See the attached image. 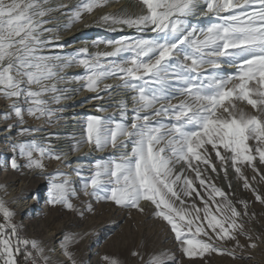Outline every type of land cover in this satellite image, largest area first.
Wrapping results in <instances>:
<instances>
[{
    "label": "snow or ice",
    "instance_id": "obj_1",
    "mask_svg": "<svg viewBox=\"0 0 264 264\" xmlns=\"http://www.w3.org/2000/svg\"><path fill=\"white\" fill-rule=\"evenodd\" d=\"M108 3L78 0L68 9L64 27ZM47 4L0 0V96L10 101L8 117L20 125L25 115L58 122L66 107L61 101L71 99L69 89L60 85L76 83L79 88L71 92L82 88L96 100L103 99L101 93L123 90L124 99L116 104L120 119L115 113L88 116L83 139L72 148L77 151L87 143L95 151L111 149L110 158L97 159L83 179L84 196L141 213L145 205L153 206L152 214L170 226L186 257L250 259L243 253L255 249L260 239L246 227L255 213H249L246 200L234 202L212 181L209 170L222 172L229 189L231 170L255 202L264 205V193L253 187L264 182V0H203L202 5L200 0H138V13L104 14L98 22L139 35L94 42L112 48L95 53L86 47L55 51L64 45L48 26L52 8ZM198 16L217 22L200 27L193 23ZM225 64L234 70L231 74L222 73ZM74 66L83 74L69 78L66 70ZM14 126L7 125L9 131ZM41 130L21 127L18 135ZM12 152L9 166L14 171L49 175L45 159L62 161L61 153L35 138L13 143ZM75 171L81 175L83 169ZM69 184L67 174L57 171L48 202L75 212L71 197L76 193ZM92 210L90 202L81 205L80 215ZM14 215L0 201V264H19V255L26 264H50L36 239L21 236ZM64 254L77 264L67 238ZM103 259L104 264H118L114 258ZM150 264L176 261L154 256Z\"/></svg>",
    "mask_w": 264,
    "mask_h": 264
},
{
    "label": "rangeland",
    "instance_id": "obj_2",
    "mask_svg": "<svg viewBox=\"0 0 264 264\" xmlns=\"http://www.w3.org/2000/svg\"><path fill=\"white\" fill-rule=\"evenodd\" d=\"M62 3L74 6L78 3V0H48V4L46 5V7H50L52 8V11H54L56 8L55 5ZM200 3L202 5L203 0H200ZM103 8L94 10L90 14L91 17L89 16V14L85 13L78 22L71 23L70 27H64L65 25L69 24V20L61 24L62 26H56V28L54 27L55 32L53 31V36H55V34L59 37L64 36L71 27H76L86 17H90L88 19L89 22H92L94 24L96 23L100 27V31H97V33H92L90 35L92 36L90 38V41H115L125 37H134L139 35L134 31V29L124 27L122 30H120V26H116L118 30L113 31L110 29V26L98 22L99 17L104 14L126 13L131 15L138 13L140 11L138 7V0H109V3L105 6V8H107L108 10L105 11V9ZM98 15L100 16L97 18ZM206 18L211 19L213 17L209 16L204 17L203 19ZM198 21L199 20L193 21V23H197ZM50 25L51 24H49L48 26ZM143 35L151 36L153 34L144 33ZM94 42L89 44V47H92L91 49H88L90 53L99 51H112V48L110 46H106L104 43ZM82 47H80L79 45L74 50ZM74 50L63 51L62 53H71ZM73 68L75 72H79V75L83 74L84 70L82 68L75 66ZM222 73L227 75L228 71L222 68ZM112 81L115 82V80H108V83ZM74 84L75 83H72V85ZM80 91V98L83 99H80L81 101H78V103L85 102L86 100V98L82 96L85 95L87 91L83 90L82 88L80 89ZM74 97L75 93L72 94V99ZM178 99L174 100L173 103H177ZM61 102H64V100H62ZM9 104V100L0 96V105L2 108H4L5 110H9ZM104 106L105 105L95 107L93 106L91 107V109L85 110V112H83L84 114L80 118V120L82 121H80L81 126L78 125V129H76L77 126H73L70 129L73 137H75V143L73 142V145L72 147H70V149H72L74 145H76L83 139L84 121L88 116L96 115L101 117H108L115 113V118L117 120L120 119L119 114H116L117 109H115V105L111 106L112 110H115L109 113V115H107V113H105V115H99L98 112L100 111L97 110L95 111L96 113L93 111L96 108ZM24 107L26 108L27 105H24ZM245 107L247 106L245 105ZM27 117L28 116L25 115L24 124H26L27 122L34 123V118L29 117L27 119ZM9 120L10 122H5L4 125L14 124L15 126L13 129H15L17 126H20V124L15 123L14 119L10 118ZM56 122L57 121H54L51 124H47L43 120H35L36 126L38 127H48L54 123L56 124ZM67 129L68 127L65 128V130ZM45 130L48 129L46 128ZM78 130H80V132H78ZM33 134L34 133H31L29 135H26L25 137L21 136L22 140L24 141L33 139ZM13 136L15 137L16 135ZM13 136L11 135L9 137V140L13 143L22 141L21 137H18L20 139L19 140L18 138H14ZM33 136L37 137L38 135ZM40 143L44 142L40 141ZM79 148H81L80 153H82V155H88L86 157V163L83 162L84 160H78L77 162L85 163L86 165L80 164L84 165V167L76 166L74 169H70L69 167H65V164H61L63 163V161L54 162L53 160L50 162L47 161L49 159L46 158L44 161V163L46 164V171L50 170V167L51 169L53 168L51 170L52 172L48 173L49 175L38 174L37 172L29 171L28 169L14 171L10 168L5 172V175L2 176L4 182L13 185L12 187H15V185L19 182H23V187L21 189L22 192L17 193L19 194V196H21V198L24 196H26L27 198L32 195L33 202L31 203L30 210L22 212L20 216L22 215L24 217L25 214H28L29 211L31 222L27 226L36 239H45L47 230L53 232L56 231V237L60 236V238H58L55 243H59L60 247H62V249L64 250L67 238L68 250L70 251L77 264H104L103 257L105 256L116 259L118 261V264H150V261L154 256H161L165 259H169L170 262L171 260H174L176 261V264H247L248 261H251L252 264H261L262 262H264L263 260H260V258H262V254L264 253V205L255 202L252 192L250 190L243 189L241 183L235 179L231 170H229L231 189H229V181L224 179L222 172L217 175L216 173H211V171L209 170V175L211 176L212 181L215 182L218 187H221L225 192H227L234 202L240 199L246 200L248 202V211L249 213H255V216L246 224V227L251 231L253 237L259 236L260 239H257L255 241L257 244V247L255 249H246L244 251L243 255L246 257H251L250 259H232L228 256L212 254L207 256L205 260H202L199 257H186L182 254V251L177 241L175 240L174 234L171 232L170 226H168L162 219L157 218L152 214L153 206L145 205V211L141 213L136 210L116 207L109 202L98 201L96 199L89 200L88 197L84 196L82 184L83 179L87 178L92 165L97 159L110 158L111 149L109 153L98 154L100 151H95L89 144L87 145V143H81ZM84 148L86 149L84 150ZM69 150L66 149L61 152L64 153L62 155V158L68 154ZM90 152L92 153L88 154ZM95 154H97V156H95ZM11 157L12 156L9 157V161ZM19 163L22 164L23 161L20 160ZM77 167L83 169V172L81 174L83 175V178L77 177V173L75 171ZM178 169L179 166H177V170ZM57 171L66 173L67 177L70 176V178H67L70 181V188L73 189L76 193L75 196L71 197L73 204L76 205L77 208V211L75 212L64 209L60 205H51L48 202L50 180L57 173ZM261 171H264V167H261ZM246 175H248L249 178L253 175L250 168L246 170ZM253 187H255L258 192L264 193V182L254 183ZM89 202L92 204L93 210L90 212L85 211L83 215H80L81 205H87V203ZM197 203H199V201H197ZM238 207L240 206L238 205ZM240 210H243L242 207L240 208ZM14 221L20 228L21 236L30 238L24 228H22L19 219L14 217ZM63 227H65V230L63 229ZM239 239L242 244L246 243L244 237H240ZM260 244H263L262 248L260 247ZM225 246L229 248L232 247L231 244H227ZM133 252H138L139 255L133 256ZM41 264H43V260H41Z\"/></svg>",
    "mask_w": 264,
    "mask_h": 264
},
{
    "label": "bare ground",
    "instance_id": "obj_3",
    "mask_svg": "<svg viewBox=\"0 0 264 264\" xmlns=\"http://www.w3.org/2000/svg\"><path fill=\"white\" fill-rule=\"evenodd\" d=\"M62 4L67 5L66 3H62ZM62 4H56L55 10L51 11L49 13V16L46 17V18H50V21H51L50 26H52L53 28L54 27L56 28V26L57 27L62 26L61 24L65 23L66 21L69 20V14L70 13H69L68 9H70L72 6L67 5L68 8L60 9L59 6ZM103 9H105V11L108 10L105 7ZM89 16H90V14H89ZM99 16L100 15H98L97 18ZM90 17L84 18V20L82 22H80L76 27H71L70 30H68L64 36L59 37L58 43L64 45V47H63V49L57 48V49H55V51H61V52L70 51V50H74L79 45H80V47L83 46V47H86L88 49H91L92 47H89V44L93 43L94 41H92V40L90 41V38L92 37L90 35L92 33L94 34V33H97V31H100L99 30L100 27L96 23L94 24L92 22H89L88 19ZM203 18L204 17L193 18V21L199 20L198 22H199V25L201 27H207L209 24L217 22L216 20H214V18H211V19L210 18L203 19ZM54 32H55V30H54ZM52 35H54V33ZM55 36H56V34H55ZM64 41H65V43H64ZM93 47H95V46H93ZM222 68H224L226 71H228V74H231L233 72V69L227 64L222 65ZM66 72L69 74V78H71L72 76H75V75H79V72L78 73L75 72L74 68L66 70ZM107 83H108V81H107ZM110 83H116V81L115 82L112 81ZM60 87H67L71 93V90L79 88V85L75 83L74 85H72V84H66L64 86L60 85ZM74 93H75V97L72 99V94H74ZM74 93H71V99L64 100V102H61L62 105H66L65 110L62 113L63 118L60 119L61 121L59 120V122H56V124L54 123L48 127L36 126V123H35L36 119L35 120L33 119L34 123L27 122L26 124L17 126L15 129H12L11 131H9L7 125H4L5 122H10V120H9L10 118L7 115L9 110H5L0 105V140H2V141H0V201H3L4 204L11 211L14 212V214H15L14 217L19 219L22 228H24V230L27 232V234L30 236V238L36 239L34 237L33 233L29 230V227L27 226L31 222V217L29 216L30 215L29 211H28V214H25L24 217L22 215L20 216V214L26 210H30L31 203L33 202V199H32L33 197H32V195H30L27 198H26V196L21 198V196H19V194H17V193L22 192L21 189L23 187V182H19L15 185V187H12L13 185L7 184V182H4V180L2 178V176L5 175V172L10 169L9 157L14 154L12 152L13 142L9 140V137L11 135L12 136L16 135L15 137L13 136L14 138L21 137L20 135H18L19 129L21 127L41 128L42 129L41 131L35 132L33 134V135H38V136L36 137V136L32 135V137H34L38 142H40V141L44 142L42 144H44L45 146H51L55 152L61 153L66 149L69 150L70 147H72L75 137H73V134H72L70 129L73 126H77L76 129H78V127H79L78 125H80V121H81L80 118L84 114L83 112H85V110H89L93 106L95 107V106L105 105L104 108H106L107 111L98 112V114L99 115H102V114L105 115V113H107V115H109V113H111L115 109H117L115 107V109L112 110L111 106L112 105L116 106V104L119 100L124 99L123 90L115 91L112 93L111 96H109L107 93H101V95L103 96L102 100L93 99L92 97L94 96V94L87 92L85 94L86 96L85 95L82 96V97L86 98L85 102L78 103V101H81L80 99H83V98H80L81 97V91L79 89V91H76ZM88 107H90V108H88ZM97 109L98 108H96L93 111L95 112V111H97ZM117 113H118V111H116V114ZM28 118H29V116L27 117V119ZM67 127H68V129L65 130V128H67ZM46 128L48 130H45ZM65 131H67V132H65ZM78 132H80V130H78ZM21 140H22V137H21ZM81 148H79L77 151H70V150H72V149H70L68 151V154L62 158L63 163H61V164H63V165L65 164V167H69L70 169H74L76 166L84 167V165H80V164L86 163L85 161H86V157L88 155L87 154L82 155V153H80ZM85 149L86 148H84V150ZM109 152H110V149H106L103 152H99V153L96 152V153L106 154ZM91 153L92 152H90L88 154H91ZM61 154L63 155L64 153H61ZM95 156H97V154H95ZM78 160H84L83 162H85V163H83V162L77 163ZM21 161H23V160H21ZM47 161L51 162V161H53V159L52 160L49 159ZM54 162H57V160H54ZM79 167H77V168H79ZM52 169L50 167V170H47L46 173L52 172L51 171ZM82 176L83 175H77L78 178H83ZM67 178H70V176H68ZM69 187H70V184H69ZM63 229L65 230V227H63ZM56 235H57L56 231L53 232V231L47 230L46 238L45 239L43 238L41 240L36 239V241L45 250V255L48 257L50 264H71V261L64 254V250L62 249V247H60L59 243H55V241L58 238H60V236L56 237ZM263 244H264V238H263ZM263 244H260L261 248L263 247ZM263 255H264V253L262 254V258H260V260L264 261ZM95 257H96V253H95ZM247 264H252V262L248 261ZM261 264H264V262H262Z\"/></svg>",
    "mask_w": 264,
    "mask_h": 264
},
{
    "label": "built area",
    "instance_id": "obj_4",
    "mask_svg": "<svg viewBox=\"0 0 264 264\" xmlns=\"http://www.w3.org/2000/svg\"><path fill=\"white\" fill-rule=\"evenodd\" d=\"M19 264H26L25 257L23 255L18 256Z\"/></svg>",
    "mask_w": 264,
    "mask_h": 264
}]
</instances>
